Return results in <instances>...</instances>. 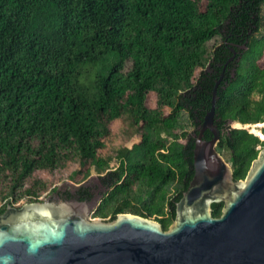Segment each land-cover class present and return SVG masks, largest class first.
<instances>
[{
    "label": "trees",
    "instance_id": "1",
    "mask_svg": "<svg viewBox=\"0 0 264 264\" xmlns=\"http://www.w3.org/2000/svg\"><path fill=\"white\" fill-rule=\"evenodd\" d=\"M263 5L0 0V214L19 198L40 201L47 189L65 199L92 197L90 187L61 191L48 178L10 188L13 177L67 172L80 184L97 175L106 192L92 218L130 213L166 231L193 176L192 134L210 109L230 44L246 49L217 88L216 149L227 155L233 180L244 179L264 141L230 124H264V36L255 37ZM225 39L228 45H219ZM178 81L189 86L180 89ZM204 138L211 139L209 131ZM223 206L212 204V216Z\"/></svg>",
    "mask_w": 264,
    "mask_h": 264
},
{
    "label": "water",
    "instance_id": "2",
    "mask_svg": "<svg viewBox=\"0 0 264 264\" xmlns=\"http://www.w3.org/2000/svg\"><path fill=\"white\" fill-rule=\"evenodd\" d=\"M223 74L224 68L210 109L192 134L194 173L166 231L130 213L111 221L89 219L104 193L90 177L82 185L90 187L91 200L55 202V193L19 208L7 205L0 215V264H264V147L246 177L234 181L216 149L215 103ZM65 188L76 187L64 182L58 190ZM220 203L215 218L211 206Z\"/></svg>",
    "mask_w": 264,
    "mask_h": 264
},
{
    "label": "rangeland",
    "instance_id": "3",
    "mask_svg": "<svg viewBox=\"0 0 264 264\" xmlns=\"http://www.w3.org/2000/svg\"><path fill=\"white\" fill-rule=\"evenodd\" d=\"M263 27H264V22H263ZM261 33L262 34H264V28H262V30H261ZM258 64L261 66V67H263L264 66V55H263V57L259 60V62H258ZM203 69L202 68H198V69H196L195 70V75L197 76V75H199V73L202 71ZM190 84H192V82L190 81ZM176 86L178 87V88H180V89H183V88H186L187 86H189L188 85V82H186V83H182L181 81H178L177 82V84H176ZM184 90V89H183ZM182 90V91H183ZM164 112L167 114L168 113V110L167 109H164ZM261 127L260 128H258V130L261 132L262 131V129H263V127H264V124H262L261 123ZM111 127H112V129L114 130V131H117L118 129H119V127H120V124L119 123H116V122H113L112 124H111ZM230 127L232 128V129H246L249 133H252V131H251V129L250 128H245V126H243L242 127V125H240V127H234V123H232V124H230ZM252 134H254V133H252ZM261 134H262V132H261ZM254 135H256V134H254ZM263 135V134H262ZM256 136H258V135H256ZM258 138L261 140V138L258 136ZM134 143H136V140H134L132 143H130V145L129 146H132ZM222 155V157L224 158V160L227 162V160H228V157H227V155L225 154V153H222L221 154ZM228 163V162H227ZM229 164V163H228ZM112 166L114 165V163H112L111 164ZM60 176V177H59ZM53 177V178H52ZM90 177H93L94 179H95V181L97 182V184L99 185V181H98V178H97V175H91V176H88L86 179H84V180H82V182L80 183V184H75L73 181H71V180H69V178H68V176H67V172H64V173H56L54 176H48V175H46V173L45 172H36V174H32L29 178H27L25 181L23 180V181H21V182H17V179L15 178V177H13L12 178V181H11V183H10V188L11 187H13L14 185H21L22 184V186H20L22 189H24V188H26L27 187V185H34L35 183H38V182H40V183H42V180L43 179H51V180H53L52 181V184H51V186L54 184V183H56L55 185H58L57 187L59 188L64 182H67V183H69V184H71V185H73V186H75V187H77V186H79V185H82V184H84ZM27 181V182H26ZM39 183V184H40ZM50 186V187H51ZM103 191H104V193L101 195V197L98 199V201L97 202H99V200L103 197V195L105 194V192H106V189H103L101 186H99ZM57 188V189H58ZM33 189V188H32ZM28 191V190H27ZM46 191H48V189L46 190ZM46 191H44V194L43 195H41V196H39V197H37L38 199H40V201H38V202H41V201H45L46 200V198L47 197H50V196H53L55 193H52V192H50V193H48L47 194V192ZM30 192H32V194L31 195H27V194H29V193H27L26 194V197L28 198V196H30V197H33L34 196V190H32V191H30ZM37 202V201H36ZM26 203H30V202H25L24 200H23V198H19V200H17V201H15V202H13V204L11 205V204H9V205H11V206H14V207H16V208H19V207H21L23 204H26ZM5 204V202H3V201H0V208L3 206ZM7 206V205H6ZM96 206H97V204L95 203V205H94V207H93V209H92V211L89 213V215H88V218L89 219H93L92 217H93V210L96 208ZM1 215V214H0ZM135 215V214H134Z\"/></svg>",
    "mask_w": 264,
    "mask_h": 264
},
{
    "label": "flooded vegetation",
    "instance_id": "4",
    "mask_svg": "<svg viewBox=\"0 0 264 264\" xmlns=\"http://www.w3.org/2000/svg\"><path fill=\"white\" fill-rule=\"evenodd\" d=\"M260 17H261V20H262V23L264 22V5L261 7V9H260ZM262 28H264L263 27V24L261 25V27L257 30V32L255 33V37L256 38H261V37H263L264 36V34H262L261 33V30H262ZM228 38H230V36L228 37ZM221 43H223V44H227L228 45V43H227V41H226V39L225 40H221L220 41V43H219V45L221 44ZM230 44V43H229ZM228 47V49H229V51L232 53L231 54V56H230V58L232 57V59L231 60H229L230 58H228L227 59V61L224 63V72L225 71H231L232 73H234L235 72V69L237 68V65H238V63H239V61H240V59H241V51L242 50H244V49H246V47L244 46V45H239L238 46V50H234L232 47H231V44H230V46H227ZM234 53H233V52ZM263 55H264V53H263ZM263 55H262V57H263ZM261 57V58H262ZM259 62V61H258ZM259 65V64H258ZM232 66V67H231ZM260 66V65H259ZM261 67V66H260ZM264 67V66H263ZM224 75V74H223ZM224 77V76H223ZM92 198H90V200H91ZM54 200H56L55 202H58V201H60V200H66L63 196H62V194H60V195H57V199H54ZM78 200V199H77ZM100 201V200H99Z\"/></svg>",
    "mask_w": 264,
    "mask_h": 264
},
{
    "label": "bare ground",
    "instance_id": "5",
    "mask_svg": "<svg viewBox=\"0 0 264 264\" xmlns=\"http://www.w3.org/2000/svg\"><path fill=\"white\" fill-rule=\"evenodd\" d=\"M262 125L261 124H255V125H246L245 128H250L252 133L258 135L260 138L262 137L261 132L258 130ZM234 127H240V124L234 123ZM243 127V125H242Z\"/></svg>",
    "mask_w": 264,
    "mask_h": 264
},
{
    "label": "built area",
    "instance_id": "6",
    "mask_svg": "<svg viewBox=\"0 0 264 264\" xmlns=\"http://www.w3.org/2000/svg\"><path fill=\"white\" fill-rule=\"evenodd\" d=\"M261 141H264V136L262 135V137H261Z\"/></svg>",
    "mask_w": 264,
    "mask_h": 264
}]
</instances>
